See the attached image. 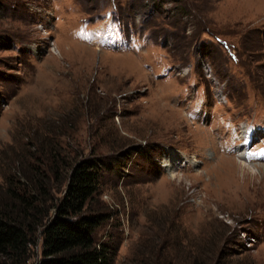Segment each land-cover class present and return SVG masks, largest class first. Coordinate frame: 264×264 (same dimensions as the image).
Returning <instances> with one entry per match:
<instances>
[{"label": "rangeland", "instance_id": "1", "mask_svg": "<svg viewBox=\"0 0 264 264\" xmlns=\"http://www.w3.org/2000/svg\"><path fill=\"white\" fill-rule=\"evenodd\" d=\"M252 124L264 0H0V183L98 162L114 264H264V170L231 145Z\"/></svg>", "mask_w": 264, "mask_h": 264}, {"label": "trees", "instance_id": "2", "mask_svg": "<svg viewBox=\"0 0 264 264\" xmlns=\"http://www.w3.org/2000/svg\"><path fill=\"white\" fill-rule=\"evenodd\" d=\"M32 161L37 164H18L0 183V264H31L40 243L34 264H114L115 253L94 239L109 219L91 206L101 165L83 160L61 168L59 161Z\"/></svg>", "mask_w": 264, "mask_h": 264}, {"label": "bare ground", "instance_id": "3", "mask_svg": "<svg viewBox=\"0 0 264 264\" xmlns=\"http://www.w3.org/2000/svg\"><path fill=\"white\" fill-rule=\"evenodd\" d=\"M244 147H245V145H242V146H239V150L240 151H243L244 150ZM244 159V158H243ZM245 160V159H244ZM241 161V160H240ZM246 161V160H245ZM234 164L236 165V166H238V167H240L239 169H242V170H246L247 169V167L246 166H244L243 164H239V163H237V162H234ZM264 164V163H263ZM168 166V165H167ZM250 166H252L253 167V170H256V171H258V173H261V171H260V169H262V170H264V167L263 166H259V165H254L253 163L252 164H250ZM263 174V173H262Z\"/></svg>", "mask_w": 264, "mask_h": 264}]
</instances>
